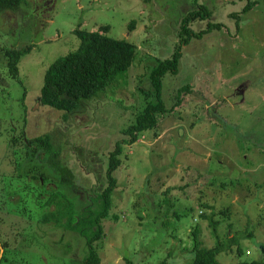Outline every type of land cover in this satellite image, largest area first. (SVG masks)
<instances>
[{
    "label": "rangeland",
    "instance_id": "1",
    "mask_svg": "<svg viewBox=\"0 0 264 264\" xmlns=\"http://www.w3.org/2000/svg\"><path fill=\"white\" fill-rule=\"evenodd\" d=\"M197 3L213 14L190 23L193 31L209 21L223 25L191 38L179 71L163 76L170 111L124 145L110 215L93 246L99 264H158L167 257L191 264V231L198 227L206 247L235 238L217 254L219 264L264 261V0L239 13L237 29L228 15L245 0H26L0 11V63L9 61L7 50L32 45L16 77L0 73V264H83L86 239L69 227V211L96 208L109 152L145 103L150 69L172 55L182 16ZM101 26L134 45L129 69L72 113L41 104L46 69L80 44L73 31ZM18 125L29 142L50 134L71 182L43 150L40 160L28 156L33 143L26 158L8 146Z\"/></svg>",
    "mask_w": 264,
    "mask_h": 264
},
{
    "label": "trees",
    "instance_id": "2",
    "mask_svg": "<svg viewBox=\"0 0 264 264\" xmlns=\"http://www.w3.org/2000/svg\"><path fill=\"white\" fill-rule=\"evenodd\" d=\"M26 0H0V11L4 9H16ZM257 0H245L241 11L232 12L228 16L232 18L238 28L240 22L239 13L246 12L254 7ZM212 11L205 5L197 3V7L189 10L182 16L179 42L169 58L158 59L156 65L150 69L149 79L151 89L141 90L145 103L140 111L135 115L134 121L122 130L123 139L116 142L113 150L108 155V165L105 171L106 186L98 194L96 208L87 207L76 212L70 209L68 225L86 239L88 253L84 257L83 264H99L100 256L93 244L100 240L104 234L102 220L110 215L113 205L112 194L117 186V179L114 176L115 170L122 164L120 159L125 144L135 143L141 135L154 130L159 122V116L167 113L170 109L166 106L162 97V80L167 73L176 74L179 71V61L182 56L181 48L185 46L191 38H201L204 34L222 27L221 22H207L204 28L193 31L190 23L195 20L208 21ZM108 26H101L99 31H86L80 28L73 32L79 38L78 48L66 55L57 57L46 69L43 78V85L40 89L39 100L41 104L55 108L65 113H72L79 108L83 100L91 99L99 93L105 91L114 81L121 78L125 73L135 55V47L132 43L124 39H115L106 34ZM32 45L9 49L8 74L12 77L18 75V63L22 56L29 53ZM135 60V59H134ZM187 85L181 90L187 89ZM179 100H177V103ZM37 142L41 151L47 155L50 164L62 170L64 182H71V172L58 159V151L54 150L50 134H44L31 139L30 143ZM60 168V169H59ZM65 174L69 177L66 178ZM44 177V175H43ZM62 180V181H63ZM59 197V196H58ZM58 197L53 201L61 202ZM49 202L53 203L50 199ZM69 204V203H67ZM61 213V212H60ZM218 222L212 221L211 225L216 230ZM193 238V257L191 264H219L217 254L230 249L232 242L229 239L227 245L217 242L214 247H206L199 238V229L194 227L191 231ZM264 251V247L262 248ZM238 249V255L242 254ZM170 254V253H169ZM168 254V256H169ZM128 264H133L131 261ZM158 264H170L169 258L162 260ZM235 264H264L260 261H239Z\"/></svg>",
    "mask_w": 264,
    "mask_h": 264
},
{
    "label": "flooded vegetation",
    "instance_id": "3",
    "mask_svg": "<svg viewBox=\"0 0 264 264\" xmlns=\"http://www.w3.org/2000/svg\"><path fill=\"white\" fill-rule=\"evenodd\" d=\"M8 63H9L8 62V56H4V59L0 63V68L2 69V71L0 70V73L3 72V76H2L3 78H5L6 73H8ZM0 80H3V79L0 77ZM9 138H10V140L8 142V146L11 149H17L20 157L24 156V158H26L25 146L29 145L31 147L32 144L27 140L26 132H25V126L24 125H18L16 127H14L12 129V135H10ZM28 156H34L35 160L36 159L40 160V158H41V147L37 142L33 143V150L28 151ZM15 160L16 159H13L11 161V164L16 167L17 163H15ZM36 173L38 175V180L39 181L41 180L40 183H42V178H43L42 171L36 172Z\"/></svg>",
    "mask_w": 264,
    "mask_h": 264
}]
</instances>
